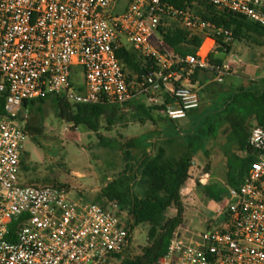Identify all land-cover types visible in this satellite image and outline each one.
Masks as SVG:
<instances>
[{
	"label": "built area",
	"instance_id": "obj_1",
	"mask_svg": "<svg viewBox=\"0 0 264 264\" xmlns=\"http://www.w3.org/2000/svg\"><path fill=\"white\" fill-rule=\"evenodd\" d=\"M172 1L130 0L117 12L119 0H0V264H119L131 246V224L118 201L87 200L63 185L22 181L29 104L60 96L123 105L145 96L164 104L170 120L186 119L201 103L192 74L211 71L223 82L230 52L224 49L221 62L209 55L219 39L229 45L233 38L230 29L195 15L188 1L264 26V0H185L186 6ZM169 21L179 22L190 37H203L195 53L164 47L159 28ZM122 47L146 55L147 71L129 73L117 55ZM78 66L85 85L74 81ZM180 73L183 80L172 87ZM248 147L253 161L243 181L229 185L207 228L175 231L159 264H264V124L250 129ZM188 192L184 185L181 193Z\"/></svg>",
	"mask_w": 264,
	"mask_h": 264
},
{
	"label": "rangeland",
	"instance_id": "obj_2",
	"mask_svg": "<svg viewBox=\"0 0 264 264\" xmlns=\"http://www.w3.org/2000/svg\"><path fill=\"white\" fill-rule=\"evenodd\" d=\"M129 1L119 0L117 12L123 11ZM189 8L201 17L200 11L205 10V7L197 2L191 3ZM171 22L165 25H170ZM174 22L181 26L179 22ZM230 30L233 33V30ZM158 36L161 38L160 31ZM154 46L161 50L157 42H154ZM229 46L231 56L228 63L231 70L224 75L223 82H217L216 75L211 71L196 70L192 74V82L199 83L195 89L201 98L199 108L189 112L192 118L222 106L229 93L235 89L261 84L264 78V35L245 31L238 38L233 33ZM138 53L147 57L141 52ZM127 70L135 74L130 68ZM75 71L79 72L74 79L75 83L85 85L83 67L78 66ZM180 77L183 78V73H180ZM155 96L164 101L163 94L157 93ZM70 104L75 109L74 103ZM141 104L162 105L159 102L151 103L145 96H138L134 101L117 105L115 110L107 111V114L99 119V130L95 132L86 124L76 125L73 121L65 120L59 114L55 98L31 102L27 123L28 136L24 141L20 168L22 181L63 185L72 191L73 196L82 194L87 200L104 203L106 199L101 191L110 182L109 178L118 177L125 170L127 162L134 164L144 152H152L155 147L163 145L166 133L179 130L174 122L166 117L165 108L152 110L153 118H149L139 107ZM108 118L112 119L113 123H109ZM255 125H258L257 120L251 118L247 122L248 131ZM183 131L177 138L179 152L185 145ZM230 131V124L224 123L216 136L206 140L200 150L201 155H197L198 160L189 173V178L195 179L193 189L187 194H181L183 221L177 228L178 231L185 233L207 228L216 203L207 193L206 185L215 184L227 191L230 185L229 165L233 157L247 155V149H241L234 137L229 138ZM133 138H138L139 145L128 146L127 143ZM205 172L211 174L205 178V182H201V175ZM135 191L140 192L139 184L135 185ZM172 211L167 210V216H170ZM121 216L132 224L131 246L126 250L125 256L119 259V264H124L125 259L142 253L143 247L148 244L150 225L135 223L129 215L128 206L122 207Z\"/></svg>",
	"mask_w": 264,
	"mask_h": 264
},
{
	"label": "trees",
	"instance_id": "obj_3",
	"mask_svg": "<svg viewBox=\"0 0 264 264\" xmlns=\"http://www.w3.org/2000/svg\"><path fill=\"white\" fill-rule=\"evenodd\" d=\"M172 2L177 6H186L185 0H173ZM198 3L205 7V10L200 11L203 19L232 29L238 38L245 31L264 35V26L250 21L244 16L219 10L206 2ZM188 4L190 6L191 1H188ZM166 23L159 28L164 47L181 55L197 51L203 42L202 36L190 37L189 32L174 21L170 25H165ZM218 43L217 49L209 55L212 62L222 61L216 54L224 51L225 48L229 53V45L224 44L221 39ZM117 55L125 67L130 68L135 74H142L149 67V58L143 57L133 48L122 47L117 51ZM182 80L181 77L179 80L174 79L172 87L180 84ZM54 98L58 102L59 114L65 120L73 121L76 125L86 124L95 132L99 130V119L105 116L107 111L117 108V105L74 103L75 109H73L70 102L63 97ZM34 101L31 100L30 103ZM3 103L4 98L0 96V106H3ZM139 107L149 118H153L152 110L163 109L165 105L146 106L141 104ZM187 118H189L187 123L172 120L179 130L167 133L165 143L168 146H174L178 136L184 130L185 145L178 154L168 153L163 145L155 147L152 152H144L135 160L134 164L127 162L125 170L102 190L105 199L118 201L121 208L128 206L129 215L135 220V223L150 225L148 244L143 247L140 255L125 259L124 264H159L158 259L166 252L173 233L183 221L181 189L189 179L194 155L206 144V140L217 135L224 123H229L231 126L229 138L234 137L241 149L249 148L250 130L248 131L247 122L251 118H255L259 125L264 124V78L261 84L231 91L219 108L202 112L201 115L194 118L189 113ZM108 122L113 123V120L108 118ZM27 128H29V124ZM127 145H139L138 138L131 139ZM127 159L125 158V160ZM252 161L253 157L250 155L233 157V161L229 165L230 185H239L243 181ZM138 184L140 192L135 191V185ZM206 191L216 204L227 195L224 188L217 187L215 184L206 185ZM169 207L177 209L175 216H167L166 212ZM125 252L119 255V259L125 256Z\"/></svg>",
	"mask_w": 264,
	"mask_h": 264
},
{
	"label": "crops",
	"instance_id": "obj_4",
	"mask_svg": "<svg viewBox=\"0 0 264 264\" xmlns=\"http://www.w3.org/2000/svg\"><path fill=\"white\" fill-rule=\"evenodd\" d=\"M193 83V85L194 86H196V85H198L199 83L198 82H192ZM170 91H171V88L169 89ZM170 93H167L166 94V102H170V101H172V99H171V97H170V95H169ZM167 96H168V99H167ZM132 101H134V100H132ZM169 119V118H168ZM183 123H187L188 121H189V118H186V119H184V120H181ZM166 135H167V133H166ZM166 139H167V137L166 138H164V144H163V146L167 149V152L168 153H171V152H174V153H176V154H178L179 153V151H178V148H177V142H176V144H174V146H168L166 143H165V141H166ZM203 149V146L200 148V149H198L197 150V152L195 153V155H194V158H193V165L191 166V168L190 169H192L194 166H195V162H197V155H201V153H200V150H202ZM200 157V156H199ZM189 173H190V171H189ZM205 174H208V176H205ZM210 172H205L203 175H201V182H205V178H208L209 176H210ZM228 177H229V175H228ZM110 180L109 181H112L113 179H111V178H109ZM193 182H195V179H193V178H189L188 180H187V182H186V184L185 185H187L188 187H189V192L193 189V185H194V183ZM103 190V189H102ZM101 193H103V191H101ZM182 195H183V193H181ZM102 196V195H101ZM103 198H105V197H103ZM168 211L169 210H173L172 212V214L169 216V217H173V216H175L177 213H176V208L175 207H169L168 209H167ZM167 213V212H166Z\"/></svg>",
	"mask_w": 264,
	"mask_h": 264
},
{
	"label": "water",
	"instance_id": "obj_5",
	"mask_svg": "<svg viewBox=\"0 0 264 264\" xmlns=\"http://www.w3.org/2000/svg\"><path fill=\"white\" fill-rule=\"evenodd\" d=\"M216 56L222 60H224L227 56V52L226 51H220L216 54Z\"/></svg>",
	"mask_w": 264,
	"mask_h": 264
}]
</instances>
